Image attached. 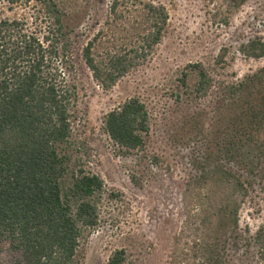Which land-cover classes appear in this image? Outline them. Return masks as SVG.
Wrapping results in <instances>:
<instances>
[{"label": "rangeland", "instance_id": "374dc122", "mask_svg": "<svg viewBox=\"0 0 264 264\" xmlns=\"http://www.w3.org/2000/svg\"><path fill=\"white\" fill-rule=\"evenodd\" d=\"M147 1L167 10L164 37L108 90L92 79L81 53L103 26L109 0L81 1L83 12L70 27L78 116L72 169L98 175L118 195L102 202L81 264H108L121 249L127 264H264V154L247 173L222 151L225 119L233 114L225 109L227 85L256 74L264 85V55H248L259 39L264 44V0ZM194 64L211 80L204 93L195 90ZM133 97L148 111L149 131L140 149L120 151L103 120ZM18 258L3 244V264Z\"/></svg>", "mask_w": 264, "mask_h": 264}, {"label": "trees", "instance_id": "16d2710c", "mask_svg": "<svg viewBox=\"0 0 264 264\" xmlns=\"http://www.w3.org/2000/svg\"><path fill=\"white\" fill-rule=\"evenodd\" d=\"M81 1L0 0V264L3 244L19 255L13 264H81L84 243L100 226L102 202L118 199L101 177L71 165L78 116L69 32L83 12ZM168 17L152 1L109 0L103 26L81 53L92 79L108 90L141 66L161 43ZM254 45L248 55L260 58L264 44ZM190 68L196 92H206L208 74L199 64ZM258 79L228 84L223 96L233 114L225 119L230 130L222 151L247 173L264 154V137L256 140L264 128ZM103 127L120 151L138 150L149 131L148 111L130 98L104 117ZM108 262L127 264L125 251Z\"/></svg>", "mask_w": 264, "mask_h": 264}]
</instances>
